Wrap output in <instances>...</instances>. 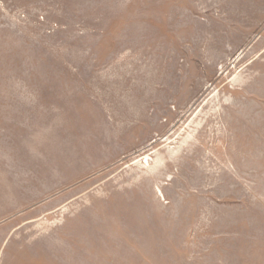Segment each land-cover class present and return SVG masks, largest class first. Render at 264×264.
<instances>
[{"label": "rangeland", "instance_id": "obj_1", "mask_svg": "<svg viewBox=\"0 0 264 264\" xmlns=\"http://www.w3.org/2000/svg\"><path fill=\"white\" fill-rule=\"evenodd\" d=\"M0 264H264V0H0Z\"/></svg>", "mask_w": 264, "mask_h": 264}]
</instances>
